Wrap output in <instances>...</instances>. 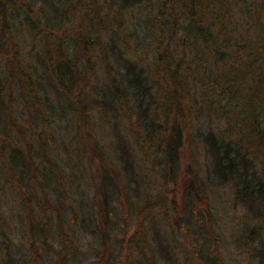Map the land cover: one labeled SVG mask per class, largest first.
<instances>
[{
	"label": "rangeland",
	"instance_id": "rangeland-1",
	"mask_svg": "<svg viewBox=\"0 0 264 264\" xmlns=\"http://www.w3.org/2000/svg\"><path fill=\"white\" fill-rule=\"evenodd\" d=\"M17 1L33 21L19 11L10 28L38 91L33 105L5 83L0 264H264V93L247 109L264 0ZM221 30L216 47L204 40ZM180 112L185 142L169 159L160 130ZM211 136L221 154L249 153L247 168L240 158L219 178ZM13 145L29 157L18 171ZM245 172L262 198L239 194Z\"/></svg>",
	"mask_w": 264,
	"mask_h": 264
},
{
	"label": "trees",
	"instance_id": "trees-1",
	"mask_svg": "<svg viewBox=\"0 0 264 264\" xmlns=\"http://www.w3.org/2000/svg\"><path fill=\"white\" fill-rule=\"evenodd\" d=\"M111 1H117L118 4H121L118 0H111ZM123 1H126V0H123ZM185 1L187 2V1H192V0H185ZM194 1H195V7H196L199 0H194ZM18 2L19 1H17V0H0V20H1V26H2V30L0 33V111L4 110L2 97H3L5 89H6L5 83H7L9 88H11V91H15L14 87H15V84H17L18 85L17 90L19 91V93L22 96H26V98H27L26 100L31 101L33 105L36 104L35 98H33V95L38 91V88H35V86L32 82L31 70L29 68H27L26 65L24 64V62L20 56L19 50L16 47L17 44L15 41V36L13 35L11 28H10V26H12V22H11L10 18L12 16L15 17L16 16L15 14H18L19 11H22L27 17H29L33 21V18L31 17V13H32L31 9L26 8L27 5H28V7H31L29 2H27L25 4L21 3L23 6L18 5ZM8 4H10V9H8ZM74 7H76V5ZM195 11H196V8H195ZM192 13L196 16L194 11H192ZM219 13H223L222 7L220 8ZM69 20H70V17H69ZM80 29L83 30V25L81 26ZM81 30H79L80 32L77 35L81 39L82 45L88 46V47L94 49L95 48V45H94L95 42L91 38L87 37L86 35H83ZM224 32H225V30H223V31L221 30L219 33H217V35L215 37H212V34L210 32H207V35L211 38L206 37V38H204V40H206V42H211L216 47V44L218 42L219 37ZM224 38H226V37H224ZM263 41H264V39L260 41V45H263ZM56 44H57V52L59 55V61H60V64L58 65L59 74L61 73L60 71L62 69L65 75H68V74L70 75L74 72L73 66H74L76 60L74 59V62L69 61L70 59L67 60V56H65L64 54L60 55V44H58L57 40H56ZM78 44H79V40L76 42L77 47H78ZM62 56H65L66 59L61 58ZM261 58L264 61L263 55ZM48 69H49V67H48ZM52 69H54V68H52ZM58 69L56 70V72L58 71ZM259 71L261 72L260 77L257 81H255L253 89H251L249 91L250 103H249L247 109L253 110V111L256 110V107L254 106V102L258 98H260L261 95L264 93V79L261 80V78L264 77V65H263V68L259 69ZM143 79L144 78H143V76L141 74V70H140L139 74H138V72L135 74V81H136V83H138V82L141 83ZM227 79H228V83H230L232 81L229 77H227ZM162 97L165 100L167 98L166 96H164V92L162 94ZM167 102H168V105L166 106V109L163 110V112L166 115H168V117L170 118V116H171L170 111H172L173 109H176V108H175L174 99L173 100L170 99V102L169 101H167ZM157 103H159V102L157 101ZM150 106H151V104L146 109H144V111L149 112L148 110H149ZM178 110L183 111L182 108H179ZM176 115H177V119L175 120V123L177 121L179 122V118L181 116H183V113L180 112V114L177 113ZM174 126H175V124L172 127L167 125V128L170 131L162 132V130H160L163 136H164V134H168L169 132H171V134L169 135V143H166V151H168L167 152L168 153L167 158H169V155H172V156L176 155V157H177V154L181 152L182 147H183L184 142H185V136H184L183 128L181 126H179L178 123H176V127H174ZM167 138H168V136H167ZM209 139L214 141L213 145H215V147L211 148L210 153L213 156V158L215 159V166H216L215 173L218 175L219 178H222L223 180L227 181L228 175H230V174H232L233 176L236 177V174L239 172V161H240L239 159L240 158H241V161H242L244 167L247 168V166L244 164L245 163L244 161H246V158H249V153H246V152L241 153L237 149L231 150L229 144H226L224 152H223V154H221L222 141H219V139L217 140L215 136H211ZM211 140H208V141H211ZM162 141L165 142V136L162 139ZM12 149H13V154H12V157L10 159V164L13 165V168H15L16 171H18L19 166H23L27 163L23 158H29V157L23 155L21 152H16L15 151V149H16L15 145L12 146ZM176 149H177V154H176ZM174 152H175V154H174ZM233 152H235V155H232ZM169 159H173V158H169ZM45 164L46 163L44 162L43 165H45ZM172 168H174V167L172 166ZM22 170H24V169H22ZM52 170L56 171L59 174V168H52ZM245 171H247V169H245ZM25 175L26 174L22 172L21 175H18V176H20L21 179H24ZM246 175L247 174L245 172L243 179H240V177H238L239 182H237V185L239 186V194L246 196V198H248L249 196H255L257 194V197L262 198L263 194L261 193L260 188L259 189H255L254 187L252 188L251 181L248 178H246ZM26 177L28 179H30L29 176L26 175ZM110 181H111L110 184L102 187V190H105V191L108 190L109 191L106 195H110L111 191L117 190L116 186L113 184V180H110ZM38 205L40 206V204H38Z\"/></svg>",
	"mask_w": 264,
	"mask_h": 264
}]
</instances>
